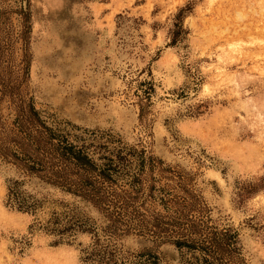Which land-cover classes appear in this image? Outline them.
<instances>
[{
    "label": "rangeland",
    "instance_id": "rangeland-1",
    "mask_svg": "<svg viewBox=\"0 0 264 264\" xmlns=\"http://www.w3.org/2000/svg\"><path fill=\"white\" fill-rule=\"evenodd\" d=\"M31 107L121 162L112 188L147 227L122 255L264 264V0H0V142ZM12 178L0 156V264H94L91 234L47 224L75 209L104 225L102 210L26 177L40 208L18 211Z\"/></svg>",
    "mask_w": 264,
    "mask_h": 264
},
{
    "label": "trees",
    "instance_id": "trees-1",
    "mask_svg": "<svg viewBox=\"0 0 264 264\" xmlns=\"http://www.w3.org/2000/svg\"><path fill=\"white\" fill-rule=\"evenodd\" d=\"M13 133L9 143L0 142V156L13 164L23 179L8 180L6 205L34 214L39 210L40 202L22 187L26 177L62 188L94 204L106 218L104 225H98L84 219L75 209H65L54 212L48 220L47 229L62 240L78 232L91 234L89 245L82 250L86 261L94 264H161L153 252L142 251L130 257L122 255L117 245L122 235L133 231L139 235L147 233L142 213L130 209L134 197L112 188L118 180L115 174L121 169L120 161L102 156L103 162L95 163L91 155L96 151H90L92 144H86L87 138L72 134L66 126L47 124L34 107L20 111ZM159 225L155 221L153 227L157 229ZM232 237L227 241L232 243ZM175 242L177 246L187 243ZM215 260L208 256L202 261L188 259L183 264H216Z\"/></svg>",
    "mask_w": 264,
    "mask_h": 264
},
{
    "label": "bare ground",
    "instance_id": "bare-ground-1",
    "mask_svg": "<svg viewBox=\"0 0 264 264\" xmlns=\"http://www.w3.org/2000/svg\"><path fill=\"white\" fill-rule=\"evenodd\" d=\"M236 48V47H235ZM232 49H234V47L232 48ZM237 49V48H236ZM236 49H235V51H236ZM234 51V50H233Z\"/></svg>",
    "mask_w": 264,
    "mask_h": 264
}]
</instances>
